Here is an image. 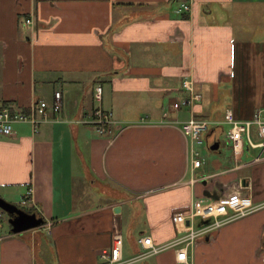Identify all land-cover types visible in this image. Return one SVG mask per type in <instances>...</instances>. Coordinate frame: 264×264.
I'll return each mask as SVG.
<instances>
[{
	"label": "crops",
	"instance_id": "1",
	"mask_svg": "<svg viewBox=\"0 0 264 264\" xmlns=\"http://www.w3.org/2000/svg\"><path fill=\"white\" fill-rule=\"evenodd\" d=\"M177 5L0 0V107L27 111L56 91L63 97L37 129L17 122L11 134L0 131V195L45 219L20 233L2 221L0 264H99L116 227L130 257L142 235L174 242L172 215L198 197L241 191L264 202V159L252 163L264 148L245 136L236 159L222 127L228 108L239 119L264 109V0H192L189 15ZM187 79L202 100L174 109ZM100 103L116 120L106 134L91 122ZM165 111L172 124L161 123ZM193 115L219 124L198 146L206 163L195 171L181 130ZM251 137L262 140L256 127ZM189 253L192 264H264V207L200 237ZM176 255L169 247L134 264H181Z\"/></svg>",
	"mask_w": 264,
	"mask_h": 264
},
{
	"label": "built area",
	"instance_id": "2",
	"mask_svg": "<svg viewBox=\"0 0 264 264\" xmlns=\"http://www.w3.org/2000/svg\"><path fill=\"white\" fill-rule=\"evenodd\" d=\"M178 5L176 11L179 14H187L192 11V0H176ZM27 24H34L32 18L26 19ZM193 79L183 82V87L187 90L188 96L180 101L174 102L171 106L178 109L181 106H191L202 100V92L196 88ZM103 87H95V98L102 102ZM63 97L61 91H56L52 101L38 100L27 111H13L10 106L0 107V131L9 135L13 131V125L17 122L31 123L35 129L49 119L50 113H59L62 109ZM162 124H172L168 112L163 114ZM91 122L101 134H106L109 127L116 122L112 110L104 108L101 103L93 110ZM222 123L227 126L225 129L228 140L232 143L235 158H239L244 151V137L247 136L248 143L253 147L264 148V109L258 108L250 118L239 119L235 116L233 109L228 108L224 113ZM213 124L217 122L205 118H197L194 115L188 120L182 121L181 130L190 142V165L192 171L202 167L206 163L198 146L206 144L205 134ZM219 125V124H218ZM256 127L257 132L262 138L260 142H254L251 133L252 128ZM264 159L261 153L256 156L252 163ZM212 176H202L193 178V181L209 179ZM30 193V191H29ZM264 207V202L255 203L250 194L241 191L236 193H226L218 199L209 200L198 197L185 211L174 212L172 215L173 223L177 229L178 237L170 244L157 245L151 235H142L137 238V243L141 247L140 252L130 257L124 255V236L120 228L116 227L112 234V243L108 248L100 252L101 262L99 264H134L154 256L169 247H176L177 262L181 264H192L189 250L197 240L214 230L220 229L225 224L238 218L249 215L256 210ZM3 212L0 211V226L2 225ZM197 218H200L196 224ZM207 220V223H203Z\"/></svg>",
	"mask_w": 264,
	"mask_h": 264
},
{
	"label": "water",
	"instance_id": "3",
	"mask_svg": "<svg viewBox=\"0 0 264 264\" xmlns=\"http://www.w3.org/2000/svg\"><path fill=\"white\" fill-rule=\"evenodd\" d=\"M208 143V139H207ZM220 146V139L209 145L211 150H218ZM206 194H211L206 191ZM0 208L3 209L9 216L8 222L11 225V231L20 233L32 228L40 227L45 223L42 216H38L37 212H30L26 209L19 207L16 203L10 202L0 195ZM204 220L203 223H207Z\"/></svg>",
	"mask_w": 264,
	"mask_h": 264
},
{
	"label": "rangeland",
	"instance_id": "4",
	"mask_svg": "<svg viewBox=\"0 0 264 264\" xmlns=\"http://www.w3.org/2000/svg\"><path fill=\"white\" fill-rule=\"evenodd\" d=\"M225 102V100H223V102L222 103H224ZM62 108H63V105H62ZM62 110V109H61ZM96 127V126H95ZM222 127L224 128V130L226 129V126L225 125H223L222 124ZM224 135V134H223ZM222 135V139H224L223 136ZM254 140H256V138H253ZM221 152H224L225 151V154L224 155H221L220 154V156H222V157H226V159L227 158H229V156H230V151L229 150H220ZM205 152H206V154H208V153H210V154H212L210 151H208V150H205ZM213 155H215V154H213ZM7 198V197H6ZM9 199H12L11 197L9 198ZM12 201H15L14 203H17V204H19L20 206H23V207H25V208H29V209H31V205L29 204V203H25V202H23L19 197L18 198H15V200H12ZM0 211H2L1 209H0ZM4 221L6 222V224L8 225V219H9V217H8V214L7 213H5L4 212ZM199 221H200V218H197V220H196V224H198L199 223Z\"/></svg>",
	"mask_w": 264,
	"mask_h": 264
},
{
	"label": "trees",
	"instance_id": "5",
	"mask_svg": "<svg viewBox=\"0 0 264 264\" xmlns=\"http://www.w3.org/2000/svg\"><path fill=\"white\" fill-rule=\"evenodd\" d=\"M138 6H139V7H145L144 4H139ZM26 209H27V208H26ZM27 210L30 211V212L33 211V210H29V209H27ZM8 224H9V222H8ZM9 226H11V225L9 224ZM140 250H141V249H140ZM140 250H139L138 252H140ZM138 252H137V253H138ZM137 253H136V254H137Z\"/></svg>",
	"mask_w": 264,
	"mask_h": 264
},
{
	"label": "flooded vegetation",
	"instance_id": "6",
	"mask_svg": "<svg viewBox=\"0 0 264 264\" xmlns=\"http://www.w3.org/2000/svg\"><path fill=\"white\" fill-rule=\"evenodd\" d=\"M20 206V205H19Z\"/></svg>",
	"mask_w": 264,
	"mask_h": 264
}]
</instances>
